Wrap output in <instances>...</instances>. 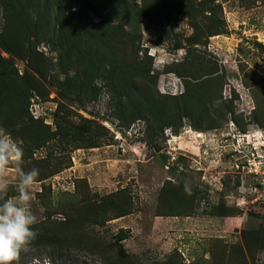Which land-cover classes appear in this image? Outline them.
<instances>
[{"label": "rangeland", "instance_id": "1", "mask_svg": "<svg viewBox=\"0 0 264 264\" xmlns=\"http://www.w3.org/2000/svg\"><path fill=\"white\" fill-rule=\"evenodd\" d=\"M74 5L0 0V107L39 169L17 264H264V0Z\"/></svg>", "mask_w": 264, "mask_h": 264}, {"label": "clouds", "instance_id": "2", "mask_svg": "<svg viewBox=\"0 0 264 264\" xmlns=\"http://www.w3.org/2000/svg\"><path fill=\"white\" fill-rule=\"evenodd\" d=\"M24 151L11 134L0 127V174L15 165L19 176L16 195L0 200V264H17L20 253L35 241L37 217L30 201L31 187L37 182L39 169L24 171L21 167ZM8 191L6 181L0 179V194Z\"/></svg>", "mask_w": 264, "mask_h": 264}, {"label": "trees", "instance_id": "3", "mask_svg": "<svg viewBox=\"0 0 264 264\" xmlns=\"http://www.w3.org/2000/svg\"><path fill=\"white\" fill-rule=\"evenodd\" d=\"M4 1L8 3L9 10H15L16 8H22V9H17L18 10V18L20 19L22 24L26 22L25 18H29V20H31V22H33V18L29 14V11H28V8H27L28 0H4ZM72 1L75 2L74 7H76L75 8L76 10H77V7H79V8L80 7H86L88 5H92V3L94 2V0H72ZM56 2H59V0H45V3L48 5V7L52 6L53 3H56ZM62 12L60 13V16H62L61 19L59 20L60 24H62V22L64 20H66L65 17H63V13ZM24 16H26V17L24 18ZM220 34L221 33H219L218 30L217 31L210 30L208 36L212 37V36H216V35H220ZM68 38H66V40ZM8 52H10V51H8ZM7 71L8 70H7L6 66H4V65L0 66V82L1 83L14 81V77H12L13 76L12 72L10 73V72H7ZM17 77L20 80L23 79L26 83L30 81V79H28L27 76H26V78L25 77L20 78L19 76H17ZM7 91H8V89L6 87L0 86V99L2 98V95L6 94ZM10 97L11 96L5 97L3 100H1V102L4 103V102H7V101H11L12 99L5 101L7 98H10ZM10 108H11L10 110H6V109L0 107V127H3V128H5L7 130H8V128H13L18 123H20V120L22 119V117L25 116V109L16 110V107L11 105V104H10ZM262 243L264 245V233H263V241H262ZM42 244H43L42 237L38 233L37 238L35 239V241L32 242L29 246H40Z\"/></svg>", "mask_w": 264, "mask_h": 264}]
</instances>
